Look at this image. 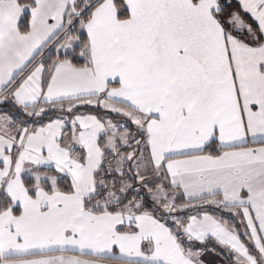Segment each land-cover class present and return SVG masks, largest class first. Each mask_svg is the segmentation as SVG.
Returning <instances> with one entry per match:
<instances>
[{"label":"snow or ice","instance_id":"obj_1","mask_svg":"<svg viewBox=\"0 0 264 264\" xmlns=\"http://www.w3.org/2000/svg\"><path fill=\"white\" fill-rule=\"evenodd\" d=\"M210 255L264 264V0H0V264Z\"/></svg>","mask_w":264,"mask_h":264},{"label":"crops","instance_id":"obj_2","mask_svg":"<svg viewBox=\"0 0 264 264\" xmlns=\"http://www.w3.org/2000/svg\"><path fill=\"white\" fill-rule=\"evenodd\" d=\"M205 259L207 261H209L210 264H212V262H216V264H218V262H219V258L218 257H214V256H211V255L206 257Z\"/></svg>","mask_w":264,"mask_h":264}]
</instances>
